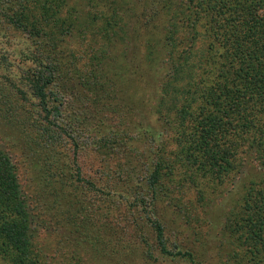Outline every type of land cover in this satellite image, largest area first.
I'll return each mask as SVG.
<instances>
[{"label": "trees", "instance_id": "trees-1", "mask_svg": "<svg viewBox=\"0 0 264 264\" xmlns=\"http://www.w3.org/2000/svg\"><path fill=\"white\" fill-rule=\"evenodd\" d=\"M0 26L23 34L27 40L25 50H20L23 56L29 54L28 46L34 48V65L27 66L21 77L37 101L35 106L44 113L38 129L46 155L39 164L45 189L35 188L39 200H32V205L31 194L23 192L15 165L0 144V260L4 264H49L34 242L40 214L58 218L55 223L63 229L72 227L67 246L73 263L86 264L90 259L77 240L85 236L93 245L94 232L98 243L109 241L97 230L82 228L94 213V202L84 200L95 185L81 175L79 166L65 169L62 149L56 148L62 135L71 132L65 127V114L63 121L60 108L52 105L59 73L51 49L57 50L74 30L85 36L81 53L71 51L74 61L88 62L82 68L86 75L80 78L85 88L82 97L107 126L97 139L96 154L126 149L129 141L147 136L155 135L153 141L163 138L141 183L121 191L105 190V202L127 205L126 226H132L133 234L152 245L157 255L199 264V252L169 244L154 212L155 201L164 198L172 205L178 186L193 189L196 202L182 208V214L194 232L191 222L200 208L205 210L204 193L224 183L239 184L241 190L247 159H256L261 165L256 167L261 187H251L250 181L249 189L245 186L221 219L205 224L211 228L220 221L216 253H224V264H264V0H72L70 4L67 0H0ZM91 38L99 39L100 45L95 46ZM108 61H116L117 72L104 77L100 72ZM5 71L0 68V82L7 80ZM19 92L10 101L0 83L1 120L17 119L23 112L21 100L26 97ZM51 111L58 120L48 118ZM131 125L136 129L126 138ZM164 141L172 143V151ZM128 170L122 167L123 181L131 178ZM175 170L180 177L175 178ZM121 228L128 231L125 225ZM102 229L114 234L106 221ZM95 252L102 255L103 249L93 245L90 255L96 257Z\"/></svg>", "mask_w": 264, "mask_h": 264}, {"label": "rangeland", "instance_id": "rangeland-1", "mask_svg": "<svg viewBox=\"0 0 264 264\" xmlns=\"http://www.w3.org/2000/svg\"><path fill=\"white\" fill-rule=\"evenodd\" d=\"M71 1L67 0L69 4ZM82 37L85 38L82 33H75L74 30L72 35L67 33L63 38L64 40L60 41L61 45L57 47V50L51 49L52 52H56L53 55V62L57 64L55 71L59 73L53 86V90L58 92L54 95L55 98L52 105L60 108V117H62L63 121V114H65V127H68L71 132L70 135H62L64 137L60 141L61 144L58 147L56 146V148L62 149L60 159L65 169H74L79 166L81 175L95 185V191L88 189V194L90 193L91 196L86 195L84 200L85 203L94 202L92 204L94 213L89 218L88 226L86 225V228H82L92 232L97 230L100 235L104 236V239H109V241L107 244L98 243L97 234L92 233L95 235L96 241L93 244L94 247L103 249L102 255L95 252L96 257L90 255L92 254L93 245L86 240L85 236L77 240L78 248L86 253L85 257H90L86 264H188L182 259L157 255L152 245L148 247L133 234L132 226H126V218L129 217L128 210H126L127 205L121 203L114 206L105 202L103 198L102 193L105 190L110 191V188L121 191L122 188H126L128 185L141 183V176L144 171L149 169L154 159L156 146L163 138L160 137L153 141V136L155 137V135L151 138L147 136L138 141H129L128 144L131 146L126 149L118 148L117 151L112 153L104 149L99 154H96L97 139L100 135L104 136L107 126L104 120L99 117V114L92 111L87 104L86 98L82 97L85 88L81 85L80 78L86 75L82 68L88 62L85 59L77 62L71 57V51L77 55L83 50L84 45H81ZM91 41H94L93 43L97 47L100 45V40L97 38H91ZM26 43L27 40H25L23 34H19L9 27L0 26V65L6 68L5 75L7 78L6 82L2 80L0 83L3 84L10 101L14 97L20 96L19 90L24 91V96L26 97L25 100H21L24 110L19 113V118L14 120L0 119V144L7 150L15 165L17 178L23 192L26 195L31 194L29 195L31 202L32 200L38 202L39 199L34 190L35 188L40 190L39 186L42 187L44 175L40 171L39 164L46 157L40 148L42 142L38 128L44 113L35 106L37 101L30 97L28 87L24 85V79L21 77L26 68H32L34 65L35 55L32 53L34 48L28 46L27 52L29 54L26 53V56H23L20 52V50H25ZM85 55L89 54L84 53L83 56ZM115 62L108 61L106 66H103L100 75L104 74L103 76L106 77L112 73L115 74L117 72L115 70ZM97 66L100 67L99 60ZM4 101L9 102L8 99ZM56 114V112L51 111V115L48 118L52 116V121L58 120ZM157 124L158 122H156ZM135 129L133 125L129 126L126 138L131 137ZM164 142L168 144V148L172 151V143L170 141ZM74 145L77 146L74 147ZM43 155L45 157L42 159ZM259 165L258 160L247 159V163L244 166L245 174L242 184L246 186L247 183L253 181L251 187H261L260 173L256 169ZM124 166L128 167L127 173L131 174V178H126L123 181L121 170ZM173 174L175 178L180 177L177 170ZM178 182L184 184L181 180ZM245 186L240 190L239 184L230 187L229 184L224 183L210 192V194L205 192L203 198V201L206 202L205 210L203 209L204 212H202L200 208L198 211L199 216L191 222L194 232H191L190 226L184 223L185 220L182 214V208L185 210L189 207V203L193 205L196 202V193L193 189L191 190L185 184L184 186H178L179 191L175 193L176 199L175 203L171 202L172 205L163 200L164 198L155 201L154 212L164 225L165 235L169 244L174 243L185 248L189 247L195 253L199 252V264H224V253H216L220 221L217 222V225L213 224L214 226H211V228L206 225V222L209 221L210 226L213 220L221 219V214L234 205L235 197L245 189ZM248 189L246 186V190ZM131 198L129 196L127 199ZM32 205H34L33 202ZM38 218H41L39 219V222L40 220L41 222L39 223L34 242L35 247L44 255L46 261L49 264H79V262L73 263V253L70 251L71 248L67 246V239L72 241L70 239V228L72 229V227L69 226L67 229H63L61 223H55L56 221L60 222L58 218L54 219L52 217L50 219L46 214H40ZM130 219L132 218L130 217ZM105 221L113 227L111 229L114 233L113 235L103 232L102 226ZM199 223H203L201 227H199ZM123 225L128 231L122 230L121 227ZM79 230L82 232L81 228ZM195 230H199V235H195ZM122 232L125 236L122 235ZM83 239L85 241H82ZM147 249H149L150 255H148ZM0 264L4 263L0 260Z\"/></svg>", "mask_w": 264, "mask_h": 264}]
</instances>
